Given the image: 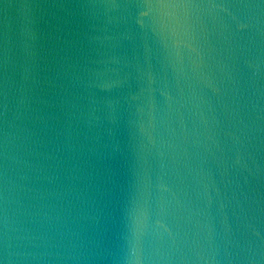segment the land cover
<instances>
[{
    "label": "water",
    "instance_id": "1",
    "mask_svg": "<svg viewBox=\"0 0 264 264\" xmlns=\"http://www.w3.org/2000/svg\"><path fill=\"white\" fill-rule=\"evenodd\" d=\"M0 264H264V0H0Z\"/></svg>",
    "mask_w": 264,
    "mask_h": 264
},
{
    "label": "snow or ice",
    "instance_id": "2",
    "mask_svg": "<svg viewBox=\"0 0 264 264\" xmlns=\"http://www.w3.org/2000/svg\"><path fill=\"white\" fill-rule=\"evenodd\" d=\"M0 211H2V209H0Z\"/></svg>",
    "mask_w": 264,
    "mask_h": 264
}]
</instances>
